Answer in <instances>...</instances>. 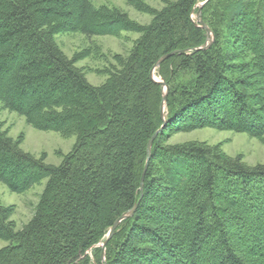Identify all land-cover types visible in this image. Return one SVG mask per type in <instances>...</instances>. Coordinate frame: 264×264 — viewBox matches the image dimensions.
Wrapping results in <instances>:
<instances>
[{
  "label": "trees",
  "instance_id": "16d2710c",
  "mask_svg": "<svg viewBox=\"0 0 264 264\" xmlns=\"http://www.w3.org/2000/svg\"><path fill=\"white\" fill-rule=\"evenodd\" d=\"M174 0L149 25L91 0H0V105L76 142L60 165L25 152L0 125V182L23 194L46 180L28 224L0 203V264H264V165L171 132L264 137V0ZM138 9L147 8L138 4ZM140 35L91 84L56 36ZM170 87L162 128L163 87ZM106 247L101 244L125 213ZM154 204V205H152Z\"/></svg>",
  "mask_w": 264,
  "mask_h": 264
},
{
  "label": "rangeland",
  "instance_id": "374dc122",
  "mask_svg": "<svg viewBox=\"0 0 264 264\" xmlns=\"http://www.w3.org/2000/svg\"><path fill=\"white\" fill-rule=\"evenodd\" d=\"M91 1L96 8L114 9L139 25H149L154 14L164 9L167 2L174 0ZM138 4L145 6L147 12L139 10ZM139 37L140 35L134 32H122L118 38L101 36L91 39L79 33H65L56 36V42L69 58L77 59L76 65L85 71L88 81L99 86L107 80V71L115 65L114 57L127 55ZM0 125L14 141L20 142V147L25 152L37 158L44 157L46 163L50 165H60L76 142L75 136L64 137L57 132L37 130L30 126L24 117L1 109V105ZM187 143L206 144L218 148L227 157L239 158L250 167L264 165V137L257 138L244 133L204 128L190 132H171L167 139L169 145ZM45 184L46 180L23 194H16L10 192L0 182V203L14 207L12 220L18 230L33 218ZM9 244L10 242L0 239V249Z\"/></svg>",
  "mask_w": 264,
  "mask_h": 264
},
{
  "label": "water",
  "instance_id": "95a60500",
  "mask_svg": "<svg viewBox=\"0 0 264 264\" xmlns=\"http://www.w3.org/2000/svg\"><path fill=\"white\" fill-rule=\"evenodd\" d=\"M209 1L210 0H206L203 3H201L200 10L198 11V14H197V18L199 20V23L201 24V27L207 33V42H206V44L203 45L202 47L198 48L197 50H205V49L209 48L211 46V44L213 43V41H214V36H213L212 30L206 25V23L202 19V7H204ZM174 54H175V52L174 53H171L169 55H166L164 57H162L158 61V63L155 65V67L153 68V70L151 72L152 79L156 83L160 84L163 87V98H162V104H161V118L163 120V126H162V128L160 130H158L153 135V137L150 139V141L148 143V147H147V161H146V165H145V168H144V173H143L142 180H141V192L142 193H143V186H144L145 174H146V171H147V168H148L149 161L151 159V152H152V147H153L154 141L157 138V136L165 129V126H166V114H165V111H166V103H167V100H168V95H169V92H170L169 85L167 83H165L162 79L156 78L155 77V73H156V69L165 60H167L168 58H170ZM139 205H140V202L136 203V205L131 210H129L127 213H125L121 218H119L115 222V224L112 226V228L110 229V231H109V233L107 235L106 241H104V243L101 244V247H102V250H103V252H102V259H103V262L104 263H106V247H107L109 241L115 235V232H116L117 228L120 226V224L122 223V221L125 220V219H127V218H132L135 215V213H136Z\"/></svg>",
  "mask_w": 264,
  "mask_h": 264
},
{
  "label": "bare ground",
  "instance_id": "6f19581e",
  "mask_svg": "<svg viewBox=\"0 0 264 264\" xmlns=\"http://www.w3.org/2000/svg\"><path fill=\"white\" fill-rule=\"evenodd\" d=\"M212 46V45H211ZM155 77H156V75H155ZM107 237V236H106Z\"/></svg>",
  "mask_w": 264,
  "mask_h": 264
}]
</instances>
